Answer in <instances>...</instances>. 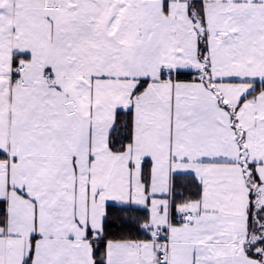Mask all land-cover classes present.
<instances>
[{
    "label": "snow or ice",
    "instance_id": "6c2138e0",
    "mask_svg": "<svg viewBox=\"0 0 264 264\" xmlns=\"http://www.w3.org/2000/svg\"><path fill=\"white\" fill-rule=\"evenodd\" d=\"M0 264H264V0H0Z\"/></svg>",
    "mask_w": 264,
    "mask_h": 264
}]
</instances>
